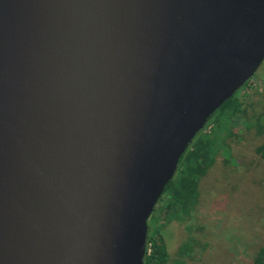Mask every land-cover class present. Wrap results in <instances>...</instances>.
<instances>
[{
    "label": "water",
    "instance_id": "95a60500",
    "mask_svg": "<svg viewBox=\"0 0 264 264\" xmlns=\"http://www.w3.org/2000/svg\"><path fill=\"white\" fill-rule=\"evenodd\" d=\"M264 58V0H0V264H143L179 156Z\"/></svg>",
    "mask_w": 264,
    "mask_h": 264
},
{
    "label": "rangeland",
    "instance_id": "374dc122",
    "mask_svg": "<svg viewBox=\"0 0 264 264\" xmlns=\"http://www.w3.org/2000/svg\"><path fill=\"white\" fill-rule=\"evenodd\" d=\"M236 92L253 101L252 112H264V58ZM230 123V134L216 146L213 163L199 179L197 201L188 214L166 220L157 201L149 216L148 227L161 234L171 260L252 264L253 253L264 244V161L256 153L264 130L256 134L242 117ZM210 129L206 122L199 132ZM184 245L190 250L183 253Z\"/></svg>",
    "mask_w": 264,
    "mask_h": 264
},
{
    "label": "trees",
    "instance_id": "16d2710c",
    "mask_svg": "<svg viewBox=\"0 0 264 264\" xmlns=\"http://www.w3.org/2000/svg\"><path fill=\"white\" fill-rule=\"evenodd\" d=\"M236 93L212 113L207 121L211 128L208 133L198 132L179 156L175 173L158 199L162 203L159 211L166 216V220L187 215L197 201L199 179L213 163L216 146L224 143L226 135L230 134L233 118L245 119L256 134L263 132L264 112H252L253 101ZM249 110L251 115H248ZM256 153L264 161V142L256 147ZM146 246L143 264H182L180 259H169L163 238L156 229L148 227ZM189 250L188 245L181 248L183 253ZM252 264H264V244L253 253Z\"/></svg>",
    "mask_w": 264,
    "mask_h": 264
}]
</instances>
